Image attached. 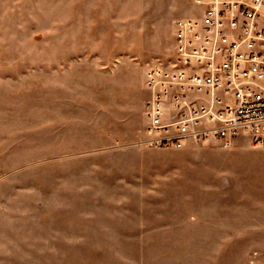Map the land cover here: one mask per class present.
<instances>
[{
	"label": "rangeland",
	"instance_id": "rangeland-1",
	"mask_svg": "<svg viewBox=\"0 0 264 264\" xmlns=\"http://www.w3.org/2000/svg\"><path fill=\"white\" fill-rule=\"evenodd\" d=\"M195 0H0V264H264V149L160 150L146 72Z\"/></svg>",
	"mask_w": 264,
	"mask_h": 264
},
{
	"label": "built area",
	"instance_id": "built-area-1",
	"mask_svg": "<svg viewBox=\"0 0 264 264\" xmlns=\"http://www.w3.org/2000/svg\"><path fill=\"white\" fill-rule=\"evenodd\" d=\"M173 23V56L146 72V139L160 150L264 149V0H195Z\"/></svg>",
	"mask_w": 264,
	"mask_h": 264
}]
</instances>
